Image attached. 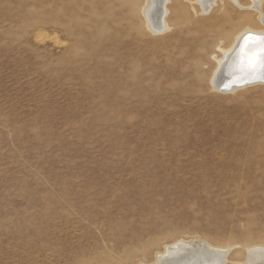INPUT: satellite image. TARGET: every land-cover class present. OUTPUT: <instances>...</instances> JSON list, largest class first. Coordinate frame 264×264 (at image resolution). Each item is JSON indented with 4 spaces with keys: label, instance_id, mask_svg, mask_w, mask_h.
I'll use <instances>...</instances> for the list:
<instances>
[{
    "label": "rangeland",
    "instance_id": "rangeland-1",
    "mask_svg": "<svg viewBox=\"0 0 264 264\" xmlns=\"http://www.w3.org/2000/svg\"><path fill=\"white\" fill-rule=\"evenodd\" d=\"M143 2L0 0V264L262 260L264 83L211 77L264 0H167L160 32Z\"/></svg>",
    "mask_w": 264,
    "mask_h": 264
},
{
    "label": "bare ground",
    "instance_id": "bare-ground-1",
    "mask_svg": "<svg viewBox=\"0 0 264 264\" xmlns=\"http://www.w3.org/2000/svg\"><path fill=\"white\" fill-rule=\"evenodd\" d=\"M234 1L237 3L238 0ZM250 1V6L259 12L260 0ZM165 2L167 0H144L143 2L141 9L146 12L147 22H150L148 27L154 32H160L167 27L164 21L165 10L162 9ZM215 2L216 0H197L198 5L205 11H208V8ZM259 19L261 25L264 26L263 12L260 14ZM248 35L264 37V28L252 29L246 27L234 35L225 49H220L221 55L216 59L217 65L211 77L215 89L222 92H231L252 83H264V70L257 68L253 71L246 66H241V46L244 44V37ZM229 249L215 247L202 240L181 239L164 246L163 250L155 255L154 261L149 264H226ZM246 254L248 257L252 255L255 257L260 256L262 260L259 264L264 263L263 246L249 247L246 249ZM258 259L260 260V258Z\"/></svg>",
    "mask_w": 264,
    "mask_h": 264
},
{
    "label": "snow or ice",
    "instance_id": "snow-or-ice-1",
    "mask_svg": "<svg viewBox=\"0 0 264 264\" xmlns=\"http://www.w3.org/2000/svg\"><path fill=\"white\" fill-rule=\"evenodd\" d=\"M240 63L242 67L246 66L253 71L257 68L264 70V37H244Z\"/></svg>",
    "mask_w": 264,
    "mask_h": 264
}]
</instances>
